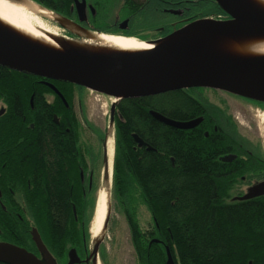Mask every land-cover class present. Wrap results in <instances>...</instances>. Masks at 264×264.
Instances as JSON below:
<instances>
[{
    "label": "trees",
    "instance_id": "1",
    "mask_svg": "<svg viewBox=\"0 0 264 264\" xmlns=\"http://www.w3.org/2000/svg\"><path fill=\"white\" fill-rule=\"evenodd\" d=\"M34 1L53 10L73 2ZM43 80L0 66V102L6 107L0 116V139L11 143L15 139L20 159L15 170L24 202L20 209L13 205L5 211L0 208V238L29 249L34 246L31 232L35 228L48 245L52 242L63 250L67 233L73 235L69 247L82 242L78 226L70 222L73 209L69 203L75 197L73 165L57 162L67 159V153L72 161L78 159V119L60 97L51 107L48 105L44 95L51 89ZM51 82L66 97L74 94L72 84ZM158 101L174 104L177 92L127 99L118 106L121 118L116 124L113 192L126 208L138 262L167 264L169 249L176 264H264V197L225 203L229 195L224 188L227 178L222 175L228 169L216 158L230 138L218 134L206 139L200 128L181 131L157 121L150 110L177 120V111L156 106ZM203 114L198 106L190 117ZM58 115L67 126L63 122L61 126L55 124L54 119L60 122ZM66 128L70 130L68 135ZM134 134L153 150L139 148ZM3 162L0 157V172ZM29 180L33 181L32 189ZM136 193L151 213L150 230L143 231L136 219Z\"/></svg>",
    "mask_w": 264,
    "mask_h": 264
},
{
    "label": "water",
    "instance_id": "2",
    "mask_svg": "<svg viewBox=\"0 0 264 264\" xmlns=\"http://www.w3.org/2000/svg\"><path fill=\"white\" fill-rule=\"evenodd\" d=\"M213 1L228 15L225 18L216 19L220 27L230 32L264 34V15H247L241 0ZM84 5L85 2L79 3L76 0L79 14L83 11ZM233 13H239L240 17L235 19L232 16ZM199 20L207 21L208 18ZM215 27H209L207 38L214 33ZM165 39L159 41L158 46L152 50L134 55L95 56L82 53L61 55L28 47L0 32V66L46 80L70 83L117 98L118 101L111 107L113 120L118 102L123 99L144 98L182 89L219 90L264 103V56L246 62H215L201 55L194 45L186 43L160 45ZM46 85L62 97L52 84L46 83ZM150 114L157 121L176 129H191L201 122L197 120L182 123L155 111H151ZM133 138L140 148L148 146L137 134L133 135ZM148 148L153 150L149 146ZM105 158V181H108L109 163H107L106 147ZM262 196H264V183L252 188L239 201ZM109 214L108 209L103 231L94 241L91 256L96 263H98L99 249L104 240ZM32 238L38 250L42 252L43 260L24 248L10 243H0V263L56 264L36 229L32 232ZM154 242L160 241L154 240ZM69 257V264L79 262L74 250L70 252ZM167 264H176L169 249H167Z\"/></svg>",
    "mask_w": 264,
    "mask_h": 264
},
{
    "label": "flooded vegetation",
    "instance_id": "3",
    "mask_svg": "<svg viewBox=\"0 0 264 264\" xmlns=\"http://www.w3.org/2000/svg\"><path fill=\"white\" fill-rule=\"evenodd\" d=\"M72 1L73 2L69 7H63V9L61 10L54 9V11L61 13L63 16L67 17L73 22H76L78 25L85 29H92L109 34L134 36L141 41H146L149 43H158L160 40L175 32L177 29L185 26L190 22L195 21L196 19L194 18H197L198 15H200L201 18L197 19L218 16L221 18L227 17L225 13L219 10L220 6L213 0H162V2L161 0H116V3L120 2V4H122L123 8L125 9V12H127L126 17L123 19H121L118 15H112L111 17L104 16V3L107 0H78L79 3L85 2L84 9L80 12L81 14H79L76 8V0ZM156 1L161 5L154 3ZM153 3L157 5L156 8L162 10L161 13L156 11V9L154 8L156 5H154ZM148 11L154 14V16L147 15ZM170 14H172V16L163 19L159 18V20H161L160 24H158L155 20L160 16L162 17ZM145 18H147L148 22H146ZM133 26L136 29L133 31L139 32H132V30L130 29ZM201 90L202 89L191 88L166 92L164 94L177 92V120H173L182 123L201 120V122L197 126L192 127L191 129L177 128V130L190 131L200 128L204 132V136L206 139L211 138L212 135L217 136L218 134L222 136L226 135L230 138L228 143L223 145L222 153L217 156L216 162L221 167H227L228 169V172L222 175L224 176V178H227L224 185L225 193H227L229 196H231V194H234L235 197L232 198V201L235 202L237 199L239 200L240 198L247 195L252 188L264 183V156L262 155V152L264 151V134H260L257 139L258 142L256 145L249 146L245 141H241L240 138L237 139L232 137L233 135L231 136V132L235 133V129L237 128L235 123H233L232 120H230L229 117L225 115L226 111L222 107V105L218 106L211 104V110L207 112L206 108H204V106L206 105L201 104L198 97L199 94H197V92ZM209 90H211V92L218 91L228 94L219 90ZM50 91L51 93H46L44 95L50 107L57 97H60L62 99L66 107H72L70 102L72 103V100L75 97V92L73 95L68 97H66V95L61 92L63 97H65L64 100L54 90L51 89ZM164 94H159L157 96H164ZM231 97L240 98L241 101L250 103L252 110L253 106H257L258 108L264 110V103L262 102L248 100L234 95H231ZM198 106L202 109L204 114L200 116L195 115V117L191 118L190 116L194 115V110L197 109ZM4 113L5 109H1L0 116L4 115ZM261 119L263 123L264 118ZM54 121L58 126H61V122H63V126H67L61 116H59L60 122H56V119H54ZM75 129L77 138V161H72L69 157V153H67V159L63 157V159H57V162L68 161L73 165V175L75 179H73L74 184L72 186V189L75 193V197L74 201L72 203H69V206H72L73 209V217L70 219V222L75 223L78 226L77 235L78 239L82 236V242L78 243L75 247H69L68 243L73 235L69 236V234L67 233V235H65V237L63 238L64 249L61 250L55 248L52 242H50L48 245L46 240H43L42 236L41 238L47 250L55 260L56 264H69V254L72 250L76 252L77 257L79 258V262L75 264H102V262H99L101 246L98 254V263H96L93 261L94 257L91 256L93 249L90 252L88 251L86 234L88 220L85 214V209L87 207L85 201L88 199V195H90L97 186V182L95 179L96 171H94V168L90 172L91 174H87L86 171L88 166L91 167V160H94V157L92 155L95 154V146H93V144L91 143L89 147H91L92 150L89 148V151H87L86 147H83L85 145H82L81 143L82 133L80 131L79 121L78 126L75 127ZM65 133L67 135L70 133L69 128H66ZM212 138L215 137L213 136ZM12 141L14 142L15 139ZM13 142L11 143V140H4L3 142H1L2 146H0L2 150L0 157L5 160V162H3V164L1 165L2 171L0 172V208L4 211L8 206L11 207L12 205L14 209H20V206L24 204L22 199L23 188L21 180L17 175L18 171L15 170L16 163L20 162V159L16 154L17 145L15 142ZM10 157L14 158V161H12V158L10 159ZM100 157L101 154L96 156V161L94 160L96 164H94L93 166L100 164L105 166V153L102 154V161L99 160ZM32 184L33 181L29 180V189H32ZM6 199L9 201V203L6 202ZM84 226L86 229L85 232ZM32 242L34 246H30L29 249L26 247L21 248L26 249L30 253L34 254L37 258L43 260V254L38 250L33 241V238ZM0 243H5V241L1 239ZM58 250L59 252H57Z\"/></svg>",
    "mask_w": 264,
    "mask_h": 264
},
{
    "label": "bare ground",
    "instance_id": "4",
    "mask_svg": "<svg viewBox=\"0 0 264 264\" xmlns=\"http://www.w3.org/2000/svg\"><path fill=\"white\" fill-rule=\"evenodd\" d=\"M249 16L264 15V0H241ZM235 19L239 13H233ZM49 23L59 24L79 40L68 39ZM210 26H216L207 38ZM0 32L41 51L69 55L82 53L95 56L134 55L152 50L157 43L141 41L134 36L109 35L87 30L64 17L41 7L31 0H0ZM186 43L194 45L203 56L215 62H246L264 56V34L230 32L217 25L216 18L189 23L168 37L160 45ZM114 133L107 138L106 150L110 160L114 156ZM109 208V188H102L98 196L91 233L99 237Z\"/></svg>",
    "mask_w": 264,
    "mask_h": 264
},
{
    "label": "rangeland",
    "instance_id": "5",
    "mask_svg": "<svg viewBox=\"0 0 264 264\" xmlns=\"http://www.w3.org/2000/svg\"><path fill=\"white\" fill-rule=\"evenodd\" d=\"M115 3L116 0H107L104 3V16L111 17L112 15H118L121 19L125 18L127 12H125L122 4H120V2H117L116 4ZM157 4L160 3L157 2ZM156 7L157 5L154 7L156 11L161 13L162 10ZM147 15L154 16V14L150 13L149 11L147 12ZM170 16H172V14L162 17L157 16L158 18H156L155 20L158 24H160L161 20H159V18L163 19ZM197 18H201L200 15H198ZM145 20L146 22H148L147 18H145ZM49 25H55L60 27V30H64L58 24L49 23ZM59 29L57 31H59ZM130 30L135 33L139 32L133 31L136 30L134 26ZM196 89H202L201 91H198L197 94H199L198 97L201 104L206 105L204 106V108H206L207 112L211 110V104L218 106L222 105V107L226 111L225 115L228 116L229 119L232 120V122L235 123L236 127L238 128L235 129V133L231 132V136L233 135L232 137L237 139L240 138L241 141H245L248 146L257 144V139L260 134H264V122L262 123L261 119L264 118L263 109L258 108L257 106H253L252 110L250 103L243 102L240 98H234L231 97V95L225 93H221L218 91L211 92V90L205 88ZM69 90L71 91V89ZM72 90L75 92V97L72 100V103L70 102V104L72 105L76 117L80 122V131L82 133L81 143L82 145H85L83 147H86L87 151H89V148L92 150V148L89 147L91 143L93 144V146H95V154L92 155L94 157V160L96 159L97 155L101 154L99 160L102 161V154L104 153L103 142L107 141V138L111 131H113L114 133V156L112 160V176L110 178L111 183L110 181L107 182L104 180V165L100 164L93 166L94 164H96V160H91V167L88 166L86 171L87 174H91L90 172L94 168V171H96L95 179L97 182L96 188L93 192H91L90 195H88L87 202L85 201V204L87 206L85 214L88 220L86 233L88 251L90 252L93 249L94 241L96 239V237H93L91 230L94 221L98 196L100 195V191L102 190V188H109L110 193L108 209L110 211V214L107 229L104 233L103 244L100 249L99 262H102V264H140L138 262L137 254L132 243L131 232L124 212V209L126 208L122 205L120 199L117 198L113 192V166L117 142L115 125L117 124V120L119 119L116 112L114 120L111 118L110 109L113 100L108 96L100 95L84 88L73 87ZM156 106L169 111L171 109H174V112L177 111V102L174 104H168L164 101H158L156 102ZM1 109H6L5 105L2 102H0V111ZM262 155L264 156V151L262 152ZM139 197V194L136 193V201H139L137 203V207L134 208V211L136 212V219L143 231L150 230L153 226L152 216ZM234 197L235 195L231 194V196H229V198L225 200V203L233 202L232 198Z\"/></svg>",
    "mask_w": 264,
    "mask_h": 264
}]
</instances>
